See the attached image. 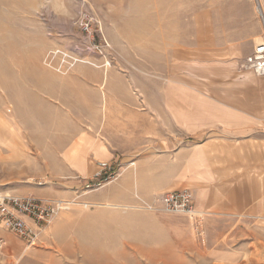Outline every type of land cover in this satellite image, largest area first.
<instances>
[{"label": "rangeland", "instance_id": "rangeland-1", "mask_svg": "<svg viewBox=\"0 0 264 264\" xmlns=\"http://www.w3.org/2000/svg\"><path fill=\"white\" fill-rule=\"evenodd\" d=\"M257 2L0 0V191L70 198L81 174L68 163L90 175L95 162L88 154L92 169L84 172V152L92 146L119 157L117 143H107L106 91L139 111L141 123L146 116L153 138L163 130L180 136L171 114L198 128L188 143H264V78L244 65L262 36ZM85 11L94 18L92 37L77 25ZM103 39L109 47L100 54L94 43ZM50 49L86 60L57 72L43 63ZM105 60L110 68L100 67ZM244 103L252 108L246 130L230 108ZM155 144L146 143V152ZM67 149L73 154L65 157ZM93 202L60 211L26 252L8 234L0 264H264L259 198L251 213H202L199 223L139 203Z\"/></svg>", "mask_w": 264, "mask_h": 264}, {"label": "crops", "instance_id": "crops-1", "mask_svg": "<svg viewBox=\"0 0 264 264\" xmlns=\"http://www.w3.org/2000/svg\"><path fill=\"white\" fill-rule=\"evenodd\" d=\"M259 1L257 5L264 16V0ZM112 82L113 77H108L106 85ZM128 99L132 100V97ZM180 105L183 104L180 102ZM247 105L230 107L243 117L235 121L242 120L244 130L252 125V108L250 103ZM140 115L139 111L125 107L116 94L106 91L105 130L110 133L107 143H117V148L123 152L118 156L134 159L135 166L123 172L117 181L90 193L87 200L133 205L139 203L138 198L151 200L168 190L188 188L198 211L232 215L248 210L251 213L257 198L259 203L264 202V143H220L216 139L188 143L187 137L197 136L198 128L185 127L183 124H187V119L171 114L170 120L177 123L178 117L182 125L180 136L175 135L176 140H173L171 131L163 130L159 131L158 138H153L150 136H154V130L152 134L147 133L150 129L147 117H142L141 123ZM97 143L103 142L94 141L93 145ZM146 143H156L154 153L146 152ZM84 148L87 149L86 146ZM104 148L105 151L95 154L92 146L84 152V160L88 154L93 156L95 164L118 158ZM68 164L84 175L77 167ZM253 168L255 176L252 175ZM88 169L92 167L85 160L84 172L88 173ZM0 234L9 237L10 233L0 230Z\"/></svg>", "mask_w": 264, "mask_h": 264}, {"label": "built area", "instance_id": "built-area-1", "mask_svg": "<svg viewBox=\"0 0 264 264\" xmlns=\"http://www.w3.org/2000/svg\"><path fill=\"white\" fill-rule=\"evenodd\" d=\"M262 36L261 41L254 45L252 51L245 57L244 65L257 76L264 78V16L260 8ZM94 18L88 12L80 13L77 25L81 33L92 37ZM109 47L108 42L103 39L99 44L94 43L96 52L103 54ZM81 58L77 54L70 55L67 51L60 49L48 50L43 63L61 73L68 72ZM104 69L110 68V61L100 65ZM135 160L123 159L122 156L109 160L98 161L95 169L90 175H76V188L72 190L70 198H49L36 196L31 193L16 194L0 191V230L6 231L27 245H33L47 234V229L60 211L69 209L72 204L91 208L97 203L83 199L91 192L105 188L117 181L123 172L133 169ZM139 200V206L148 210L161 208L168 212L185 214L199 223L202 212L194 206L193 194L188 188L168 190L155 195L151 200ZM7 247L6 239L0 234V257L4 255Z\"/></svg>", "mask_w": 264, "mask_h": 264}, {"label": "bare ground", "instance_id": "bare-ground-1", "mask_svg": "<svg viewBox=\"0 0 264 264\" xmlns=\"http://www.w3.org/2000/svg\"><path fill=\"white\" fill-rule=\"evenodd\" d=\"M261 41V37H257L256 38V44H258L259 42ZM104 78H105V76H104ZM103 83H104V81H103ZM103 87V86H102ZM101 87V88H102ZM103 96H104V93H103ZM16 129V127H14V130ZM14 145V147H16V148H24V146H25V144L24 143H13ZM74 147H76V145H73ZM72 146V147H73ZM77 148V147H76ZM70 151H71V153H70ZM73 150H71V149H67V150H65V152H63V155L65 156V157H67V155L68 154H70V155H72L73 154V152H72ZM69 155V156H70ZM65 159V158H64ZM66 160V159H65ZM71 164V163H70ZM77 165V164H76ZM108 204V203H107ZM58 216V215H57ZM51 226V223H50V225L48 226V228ZM12 235V234H11ZM6 243H7V247H8V244H9V242L8 241H6ZM30 248V245H27L26 246V248H25V252H26V250L27 249H29ZM24 253V252H23ZM24 255H26V253L25 254H21V257L18 259V260H15V263H18V261L20 262V260H21V258L24 256ZM17 261V262H16Z\"/></svg>", "mask_w": 264, "mask_h": 264}]
</instances>
